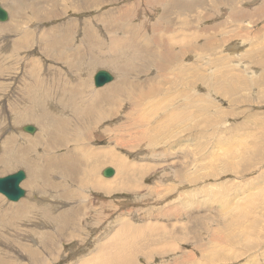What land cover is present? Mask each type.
I'll return each instance as SVG.
<instances>
[{
    "label": "rangeland",
    "instance_id": "obj_1",
    "mask_svg": "<svg viewBox=\"0 0 264 264\" xmlns=\"http://www.w3.org/2000/svg\"><path fill=\"white\" fill-rule=\"evenodd\" d=\"M0 5V176L26 172L1 264L76 263L117 219L146 226L136 264H264V0Z\"/></svg>",
    "mask_w": 264,
    "mask_h": 264
},
{
    "label": "bare ground",
    "instance_id": "obj_2",
    "mask_svg": "<svg viewBox=\"0 0 264 264\" xmlns=\"http://www.w3.org/2000/svg\"><path fill=\"white\" fill-rule=\"evenodd\" d=\"M86 1H87L88 4L92 3V0H86ZM6 10H7V8H6ZM7 11H9V10H7ZM10 12H11V10H10ZM9 15H8V18H9ZM0 26H2V25L0 24ZM239 26H240V24H239ZM239 26H228L227 27L228 33L230 34V32H232L234 29L239 28ZM159 64H161V62ZM104 70H106V69H104ZM180 71H181V69H180ZM108 72L111 73L110 71H108ZM114 78L115 77L113 75V79L112 80H114ZM107 83H109V82H106L105 84H107ZM81 90L84 91L83 89H81ZM99 95H100V93H98V92H93L92 94H89V96L91 97V100L93 102L96 101L95 98H98ZM82 120H83L82 118L79 119V120H77L75 122L76 126H78ZM95 120L96 119H94V121ZM34 146H35L34 143H27L25 145H21L20 144L19 147H18V149H20V150L32 149ZM43 147H46V146L43 145ZM77 150H79L78 152H76L77 154H83V155H85L84 152L80 151V150H82V147H79ZM96 153H97V150H92L90 152L89 156L94 155ZM36 155H39V156L36 158ZM17 156L22 157L21 154H18ZM44 158L45 157H43L39 153V151H34V158L32 160H29V161L35 162L37 160L39 163H41ZM5 160L7 161L8 165H12L14 163V161H13L14 159H11L9 157L8 158H5ZM6 161H5V164H4L2 162V159L0 158V163L2 162V164H0V166L2 167L4 165V168L5 167H8ZM46 164L45 165L34 164L32 166V169L35 170V171L37 169H39L38 174L42 173V175H44L45 170H46ZM10 168H11V166H10ZM104 170L105 169H103V176H106V175H104ZM15 172L16 171H14L12 173H15ZM113 172H114V167H113ZM93 182H96V184L101 185L104 189H102V188H97V189H99L101 191H104L106 193H110V192L116 191V190H114V187L113 186L111 187L110 190H108V188L110 186V183L108 181H106V180L98 179V177H95L93 179ZM10 184H11V182H7L5 184V186H9ZM22 187H23V185H22ZM0 194H2V193H0ZM80 203H83V200ZM181 207L183 208V210H185L184 209V206L181 205L180 208ZM103 209H104L103 208V204H101L100 205V209L97 212V214L98 213H101V211ZM99 222H100V219H99ZM93 223H94V221L93 222H90L91 227H92V224ZM145 227H146L145 224H132V223H129L128 220H124V219H117V220H115L114 223H113V225H112V232H110L109 234H106L101 239L95 238V240H97V242H96V245L94 246V248H92L91 250H89L86 254L82 255L80 257V259L77 260V262L76 263H73V264H118L116 262H111V261H116L117 260L118 257L116 255L119 252L121 253V256L119 258L122 260V263H120V264H136L134 258L137 257V255H140V252H136L135 250L138 249L140 247L141 242L145 240V239H143V230H144ZM132 229L134 230V233H130L129 230H132ZM91 234H93V233L91 232ZM117 234H120V236H118V238L116 240H114V238L116 237ZM155 243L156 242H154V240H153L150 243V245H149V249H151L152 251H154L156 249V246L157 245ZM159 248H160L159 249L160 251H165L166 248H172L174 250L175 249V246H173L170 242H166L165 244L160 245ZM158 253L160 255L161 252H158ZM183 253H184V251H183ZM108 259L111 260V261L107 262L106 260H108Z\"/></svg>",
    "mask_w": 264,
    "mask_h": 264
},
{
    "label": "water",
    "instance_id": "obj_3",
    "mask_svg": "<svg viewBox=\"0 0 264 264\" xmlns=\"http://www.w3.org/2000/svg\"><path fill=\"white\" fill-rule=\"evenodd\" d=\"M8 19L7 10L0 5V21L4 22ZM113 79V75L107 70L99 69L93 75V84L95 87H101L106 82H110ZM23 131L30 134L34 133L36 127L32 124H26L22 127ZM113 174L112 167H106L104 175L110 176ZM26 178V172L23 169L16 170L15 173H8L0 176V193H2L9 201H18L25 196V190L20 185L21 182ZM7 182H11L9 186H5Z\"/></svg>",
    "mask_w": 264,
    "mask_h": 264
}]
</instances>
